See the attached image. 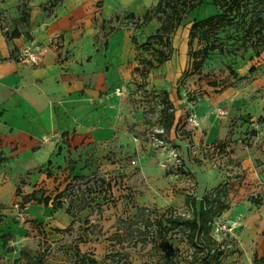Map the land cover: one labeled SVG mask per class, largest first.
Listing matches in <instances>:
<instances>
[{
  "label": "rangeland",
  "instance_id": "1",
  "mask_svg": "<svg viewBox=\"0 0 264 264\" xmlns=\"http://www.w3.org/2000/svg\"><path fill=\"white\" fill-rule=\"evenodd\" d=\"M121 1L139 3V7L155 4V0ZM262 5L255 2L251 9L257 7L256 12L264 13ZM218 12L213 0H204L172 36L170 60L151 70L143 62L151 58L152 48L143 44L155 33L158 22L139 28L140 22L130 16L133 12L124 7L104 20L100 28L106 41L117 31L127 34V55L109 64V70L123 78L111 96L124 97L133 112L141 114V122L128 124L127 130L142 149L140 153L110 151L89 158L80 155L81 164L76 167H88L84 176L96 172L117 184L91 194L89 199L96 195L101 208L93 203L75 218L65 213L67 203L56 212L36 203L22 207V199L33 190L38 175L39 169L32 167L40 165L43 157L26 153L7 161L0 153V171L4 172L0 176V264H14L15 259L27 264L36 253L45 264H91L89 259L96 264H164L165 259L188 264L191 250L181 228L171 230L156 249L154 223L163 213L189 218L185 197H195L199 205L206 192L218 187L226 190L230 204L215 220L212 231L224 251L221 264H264V52L255 55L244 41L247 24H241L221 34L226 52L212 53L202 69L194 71L189 55L190 26L193 20ZM143 14L135 15L141 18ZM121 39L116 36V49ZM199 49L195 41L193 50ZM165 92L183 113L170 128L163 113ZM211 118L220 122L218 129L223 128L224 134L219 133L221 138L211 143L196 140L200 121L208 125ZM183 138L184 148L178 144ZM123 143L133 147L129 140ZM72 163L67 164L69 169ZM26 169L29 172L24 173ZM69 173L65 169L55 180H44L39 186L54 195L72 180L74 174ZM85 183L76 182L81 185L77 194L88 197ZM5 233L4 247L1 236ZM22 250L29 258L21 256Z\"/></svg>",
  "mask_w": 264,
  "mask_h": 264
},
{
  "label": "crops",
  "instance_id": "2",
  "mask_svg": "<svg viewBox=\"0 0 264 264\" xmlns=\"http://www.w3.org/2000/svg\"><path fill=\"white\" fill-rule=\"evenodd\" d=\"M24 1L0 0L2 156L7 161L26 153L41 156L43 162L32 167L39 169L49 160L65 166L68 158L80 155L140 153L142 147L127 125L141 122V114L133 112L124 97L111 96L123 78L110 71L109 64L127 55V34L117 31L106 41L100 27L117 9L140 14L151 4L139 7V3L121 0H63L54 9L44 10L50 0H28L27 9L22 6ZM118 35L122 39L116 49ZM25 48L31 49L36 62L19 60ZM174 109L176 126L183 113ZM209 122L204 125L200 121L196 140L211 143L221 138L219 133L224 134L223 128L218 129L219 121L211 118ZM124 140L133 147L127 148ZM185 141L178 140V144L184 148ZM35 180L48 181L44 173H38Z\"/></svg>",
  "mask_w": 264,
  "mask_h": 264
},
{
  "label": "trees",
  "instance_id": "3",
  "mask_svg": "<svg viewBox=\"0 0 264 264\" xmlns=\"http://www.w3.org/2000/svg\"><path fill=\"white\" fill-rule=\"evenodd\" d=\"M62 1L50 0L44 10L54 9ZM255 2L258 4L263 3L262 6L264 8V0H213V4L219 12L202 20H193L189 29V55L192 59L194 71H200L212 53L226 52L225 45L221 41V34L226 29L239 27L241 24H247L244 32V41L250 43L255 55L258 57L264 52V13L256 12L255 8L257 7L251 9ZM27 3L28 0H26V3L24 1L22 5L26 9ZM203 4L204 0H155V4L147 8L141 18L134 13L130 14L131 17L136 18L137 22H140L139 28L147 26L153 20H156L159 24L155 33L149 35L143 44L144 48H152L151 58L143 62L147 70L162 66L170 60L172 55V36L183 24L187 15L198 10ZM195 41L200 44L198 51L193 50ZM164 102H166L167 107L163 113L166 120H169L167 125L170 128L175 118V109L166 92L164 93ZM158 136L160 137V135ZM80 158L78 156V159L68 158L66 160L67 164L70 160L73 161L70 169L67 164L65 166L54 165L50 160L43 168H39L38 173H44L47 179L50 180L53 178L55 180L57 174L65 169L70 172L69 174L72 172L74 176L70 182L65 183L63 188L56 189L54 195L47 192V189L43 188L42 185L39 186L41 183L35 182L33 190L23 197L21 206L26 208L27 204L36 203L51 207L52 212H56L63 209L67 203L65 213L72 218H75L78 213L92 208L93 203L98 208H101V204L97 202L98 197L93 195L89 199V196L95 192L99 194L103 188L105 190L112 189L113 185L117 184V181L113 178L107 180L102 176H98L96 172L90 176H84L89 171L87 172L88 167L86 165L77 169L76 166L81 164ZM68 175L67 177H69ZM80 180H86L84 192L87 193L88 197H85L84 194H77V192L81 191V185H76V182ZM90 181L92 185H89ZM75 187H77L76 190ZM227 196L226 190L218 187L206 192L198 205L195 197L187 195L185 197V206L190 212L189 218H184L183 216L166 217L167 213H163L160 218L156 219L154 223L156 249L161 246L159 242L165 240L171 230L181 228L188 249L191 250L188 264H221L224 251L221 245L213 238L212 231L215 220L230 208ZM1 238L5 247L7 243L6 233ZM20 254L29 258L27 251L22 250ZM162 257L167 258V256ZM81 258L85 262V256L83 255ZM18 262L19 260H14V264H18ZM89 262L96 264L94 259H89ZM27 264L45 263L40 253H36L34 257H30V261ZM164 264L177 263H172L170 259H165Z\"/></svg>",
  "mask_w": 264,
  "mask_h": 264
},
{
  "label": "built area",
  "instance_id": "4",
  "mask_svg": "<svg viewBox=\"0 0 264 264\" xmlns=\"http://www.w3.org/2000/svg\"><path fill=\"white\" fill-rule=\"evenodd\" d=\"M18 58L20 61H31V62L37 61V57L34 55V53L31 51L30 48L23 49L20 52Z\"/></svg>",
  "mask_w": 264,
  "mask_h": 264
}]
</instances>
